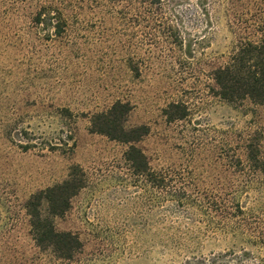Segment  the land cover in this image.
Listing matches in <instances>:
<instances>
[{"label":"rangeland","instance_id":"rangeland-1","mask_svg":"<svg viewBox=\"0 0 264 264\" xmlns=\"http://www.w3.org/2000/svg\"><path fill=\"white\" fill-rule=\"evenodd\" d=\"M263 37L264 0H0V264L264 257L226 234L216 210L219 198L230 208L235 199L264 233V107L221 101L212 80L239 43ZM118 103L126 129L148 130L136 144L144 176L125 161L127 145L92 133V118ZM172 104L183 120L168 122ZM72 167L83 188L52 218L78 239L66 259L36 245L26 208Z\"/></svg>","mask_w":264,"mask_h":264},{"label":"trees","instance_id":"trees-1","mask_svg":"<svg viewBox=\"0 0 264 264\" xmlns=\"http://www.w3.org/2000/svg\"><path fill=\"white\" fill-rule=\"evenodd\" d=\"M60 33V31H59ZM58 33V34H59ZM251 38V37H250ZM172 45L183 47L181 41L171 37ZM176 45V46H177ZM212 80L216 88V97L221 101L235 106L245 101L255 106L264 107V37L254 41L246 39L238 44L233 53L225 61L212 71ZM170 112L166 113L168 122L183 120L184 108L181 105H170ZM127 109L121 103L115 104L107 113L96 115L92 118V133L107 137L111 141H117L128 146L125 161L138 177L146 175L150 171L145 155L136 147L140 138L148 134L145 127L126 129L123 117L127 115ZM247 161L255 164L259 161L258 146L248 142L244 147ZM155 188L163 185L164 179L155 174H148ZM83 174L78 167H72L68 179L61 185L48 189L32 197L27 204V215L30 219L31 233L34 242L39 248H51L53 252H64L66 259L72 258V254L79 246L78 239L70 233H58L52 224L53 217L64 215L69 209L70 199L83 188ZM217 212L220 214L221 228L226 234L238 235L251 240L253 245L264 249V233L249 222L247 215L235 199L229 201L220 199ZM46 204V212L41 211ZM229 208V209H228ZM233 250H229L228 253ZM242 257L254 258L255 264H264V257H253L242 251ZM207 264H217V258L205 261ZM245 264V263H238Z\"/></svg>","mask_w":264,"mask_h":264}]
</instances>
